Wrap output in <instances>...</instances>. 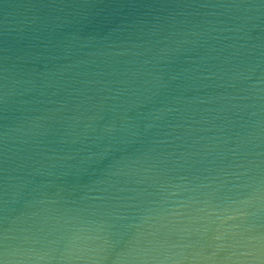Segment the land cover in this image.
<instances>
[{"label": "water", "instance_id": "95a60500", "mask_svg": "<svg viewBox=\"0 0 264 264\" xmlns=\"http://www.w3.org/2000/svg\"><path fill=\"white\" fill-rule=\"evenodd\" d=\"M0 264H264V0H0Z\"/></svg>", "mask_w": 264, "mask_h": 264}]
</instances>
